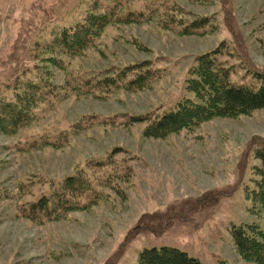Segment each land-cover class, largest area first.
Wrapping results in <instances>:
<instances>
[{
  "label": "rangeland",
  "instance_id": "374dc122",
  "mask_svg": "<svg viewBox=\"0 0 264 264\" xmlns=\"http://www.w3.org/2000/svg\"><path fill=\"white\" fill-rule=\"evenodd\" d=\"M115 4L144 18L106 25L78 55L54 44L62 28ZM199 18L206 33L180 32ZM216 47L232 82L258 86L264 0H0V104L32 82L53 89L24 110L34 113L29 124L0 134V264H134L151 246L176 247L203 264H256L239 256L230 227L264 231V210L246 198L259 179L252 148L264 147V107L163 138L144 136L146 122L127 121L151 120L192 97L189 68ZM149 59L164 70L142 89L96 97L71 88ZM113 149V164L91 168ZM79 168L94 180L95 204L57 220L17 215L21 202L48 195Z\"/></svg>",
  "mask_w": 264,
  "mask_h": 264
},
{
  "label": "trees",
  "instance_id": "16d2710c",
  "mask_svg": "<svg viewBox=\"0 0 264 264\" xmlns=\"http://www.w3.org/2000/svg\"><path fill=\"white\" fill-rule=\"evenodd\" d=\"M174 9V8H173ZM173 11V10H172ZM144 18L142 11L123 12L115 4L99 13H89L84 19L70 27H64L55 35L54 44L68 55H78L95 40L101 30L110 23L137 22ZM207 21L204 18L181 23L182 34L206 33ZM218 47L195 57L185 80V89L193 94L176 102L175 106L161 115L149 119L144 115H131L128 122H146L144 136L163 138L181 130H193L202 122L214 116L235 117L250 115L264 107V72H256L259 85L236 84L231 81L233 70L219 57ZM164 68L153 65L152 60H143L126 67L119 73L91 74L86 78L72 80L71 88L83 95L108 97L118 88L127 91L142 89L161 75ZM128 77V78H127ZM50 84V83H49ZM52 85V84H51ZM44 90L53 95L52 88L40 82L26 85L24 96L17 100L0 104V134H12L33 120V112H24L27 106L39 97ZM77 91L79 94L80 92ZM36 97V98H35ZM75 128H82L77 124ZM54 145V144H53ZM122 150V148H119ZM255 158L261 162L254 166L259 176L255 186L247 192L246 198L264 210V147L252 148ZM111 150L103 159L95 160L91 168L102 169L113 164ZM94 180L84 168L76 169L52 186L48 195H42L31 202H21L17 215L32 220H57L69 211L86 208L99 199ZM232 241L239 256L248 262L264 264V231L256 223L247 225L233 224L230 227ZM222 262V261H221ZM134 264H203L195 257L172 246H151L142 248ZM221 264H224L222 262Z\"/></svg>",
  "mask_w": 264,
  "mask_h": 264
}]
</instances>
